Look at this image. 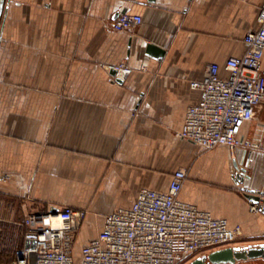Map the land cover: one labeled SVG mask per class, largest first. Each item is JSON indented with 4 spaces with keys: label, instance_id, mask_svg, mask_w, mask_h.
I'll list each match as a JSON object with an SVG mask.
<instances>
[{
    "label": "crops",
    "instance_id": "1",
    "mask_svg": "<svg viewBox=\"0 0 264 264\" xmlns=\"http://www.w3.org/2000/svg\"><path fill=\"white\" fill-rule=\"evenodd\" d=\"M263 5L6 0L0 21V222L17 223L31 211H88L74 244L80 264L105 215L132 207L143 188L167 191L173 174L185 169L182 201L241 226L243 236L232 246L264 245V212L251 211L246 197L248 190L264 193V103L241 134L259 149L206 150L178 135L188 108L203 98L191 83L203 80L209 65L245 54L244 38L260 28ZM123 13L139 14L143 23L114 31L111 24ZM149 45L161 55L147 54ZM123 62L134 72L113 82L108 68ZM24 222L20 248L29 240Z\"/></svg>",
    "mask_w": 264,
    "mask_h": 264
},
{
    "label": "built area",
    "instance_id": "2",
    "mask_svg": "<svg viewBox=\"0 0 264 264\" xmlns=\"http://www.w3.org/2000/svg\"><path fill=\"white\" fill-rule=\"evenodd\" d=\"M258 20L260 28L244 38L247 50L243 56L228 59L224 66L209 65L206 77L191 83L203 92V98L188 108L180 138L206 150L218 146H227L232 152L260 148L258 142L241 135L264 103V5ZM142 23L141 15L123 13L111 28L130 32ZM142 68L146 70L148 63ZM108 69L117 72L111 76L113 82L126 80L134 72L126 62ZM187 178V170L179 169L167 191L143 188L132 207L105 215L102 232L83 247L80 264H181L198 254L236 244L243 236L241 226H231L227 219L180 199ZM258 209L259 205L252 204L251 211ZM87 215L88 211L72 207L31 211L24 225L35 246L18 249L12 261L0 264H77L74 244Z\"/></svg>",
    "mask_w": 264,
    "mask_h": 264
},
{
    "label": "water",
    "instance_id": "3",
    "mask_svg": "<svg viewBox=\"0 0 264 264\" xmlns=\"http://www.w3.org/2000/svg\"><path fill=\"white\" fill-rule=\"evenodd\" d=\"M5 1L0 0V21L5 10ZM154 52H159V49L153 45H149L147 48V54L152 55ZM158 55H161L159 52ZM161 57V56H157ZM116 70L112 71V75H116ZM119 83H123V80H117ZM245 169L242 170V175L239 173L238 176L242 179ZM246 197L248 200L255 205H259V210L264 212V193L256 192L254 190H248ZM36 241L30 239L27 242L26 247H34ZM264 260V245H250V246H229L214 250L202 258H197L192 264H237L239 262H247L252 260Z\"/></svg>",
    "mask_w": 264,
    "mask_h": 264
},
{
    "label": "rangeland",
    "instance_id": "4",
    "mask_svg": "<svg viewBox=\"0 0 264 264\" xmlns=\"http://www.w3.org/2000/svg\"><path fill=\"white\" fill-rule=\"evenodd\" d=\"M188 172V171H187ZM24 217L20 214L18 222L13 224H7L0 222V261H10L16 255L17 250L22 246L24 242L25 230L23 225ZM9 227V228H8ZM194 257L188 258L181 262V264H189ZM239 264H246L244 262ZM251 264H255L251 263ZM257 264H261L258 262ZM264 264V263H262Z\"/></svg>",
    "mask_w": 264,
    "mask_h": 264
},
{
    "label": "flooded vegetation",
    "instance_id": "5",
    "mask_svg": "<svg viewBox=\"0 0 264 264\" xmlns=\"http://www.w3.org/2000/svg\"><path fill=\"white\" fill-rule=\"evenodd\" d=\"M205 255H206V254L201 255V256H199V257H196V258L192 259V261H190L189 264H192V262L195 261L197 258H202V257L205 256ZM261 260H263V259H261ZM252 262H253V260H252V261H247V262H244V263H246V264H251ZM239 263H242V262H239ZM237 264H238V263H237Z\"/></svg>",
    "mask_w": 264,
    "mask_h": 264
},
{
    "label": "trees",
    "instance_id": "6",
    "mask_svg": "<svg viewBox=\"0 0 264 264\" xmlns=\"http://www.w3.org/2000/svg\"><path fill=\"white\" fill-rule=\"evenodd\" d=\"M260 260V259H259ZM253 261H257V260H253ZM264 261V260H263ZM1 262V261H0ZM7 262H9V261H7ZM7 262H1V263H7ZM239 264V263H238Z\"/></svg>",
    "mask_w": 264,
    "mask_h": 264
}]
</instances>
